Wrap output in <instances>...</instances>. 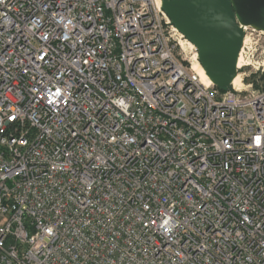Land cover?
Wrapping results in <instances>:
<instances>
[{"label": "built area", "instance_id": "built-area-1", "mask_svg": "<svg viewBox=\"0 0 264 264\" xmlns=\"http://www.w3.org/2000/svg\"><path fill=\"white\" fill-rule=\"evenodd\" d=\"M247 39L222 92L158 0H0V264H264Z\"/></svg>", "mask_w": 264, "mask_h": 264}, {"label": "water", "instance_id": "water-1", "mask_svg": "<svg viewBox=\"0 0 264 264\" xmlns=\"http://www.w3.org/2000/svg\"><path fill=\"white\" fill-rule=\"evenodd\" d=\"M175 28L197 49L211 82L227 89L236 78L244 34L239 26L264 31V0H162Z\"/></svg>", "mask_w": 264, "mask_h": 264}, {"label": "rangeland", "instance_id": "rangeland-1", "mask_svg": "<svg viewBox=\"0 0 264 264\" xmlns=\"http://www.w3.org/2000/svg\"><path fill=\"white\" fill-rule=\"evenodd\" d=\"M181 35V34H180ZM179 35V37H180ZM245 35L248 37L249 41L247 47L245 48V54L253 61H258L261 56L262 51H264V34L261 31H256L253 29H247ZM181 44L185 43V48H189V45L186 43L189 42L185 37L179 40ZM187 45V46H186ZM192 51V52H191ZM198 52V51H197ZM196 52V47L190 49L189 53H185L179 47V53H182V56L190 61L191 56ZM190 53H192L190 55ZM191 62V61H190ZM192 63V62H191ZM190 65V64H189ZM255 77V76H253Z\"/></svg>", "mask_w": 264, "mask_h": 264}, {"label": "bare ground", "instance_id": "bare-ground-1", "mask_svg": "<svg viewBox=\"0 0 264 264\" xmlns=\"http://www.w3.org/2000/svg\"><path fill=\"white\" fill-rule=\"evenodd\" d=\"M158 4H159L160 7H163L162 6V0H158ZM239 26L242 28L244 35H245L247 29H249V28L250 29H253V30H256V31H261L264 34V31L260 30L259 28L255 27V26H241V25H239ZM178 33H179V35L181 34L179 31H178ZM183 38H184V36L181 34L180 37H179V39H183ZM186 43L189 45V48H185V46H184L185 43H183V44L180 43V46H181V49H182L183 52L189 53V50L192 49V48L194 49L195 46L191 42H187L186 41ZM191 54L192 53H190V55ZM198 59H199L198 52L197 53H194L191 56V58H190V61L193 64V67H192L193 71L200 77V79H201L202 82L211 83V80H210L209 76L207 75L205 69L201 65L200 61L197 62Z\"/></svg>", "mask_w": 264, "mask_h": 264}, {"label": "trees", "instance_id": "trees-1", "mask_svg": "<svg viewBox=\"0 0 264 264\" xmlns=\"http://www.w3.org/2000/svg\"><path fill=\"white\" fill-rule=\"evenodd\" d=\"M222 92H225L226 91V89H220Z\"/></svg>", "mask_w": 264, "mask_h": 264}]
</instances>
